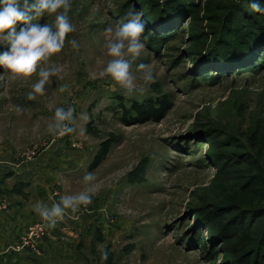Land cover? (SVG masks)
<instances>
[{"label": "rangeland", "instance_id": "rangeland-1", "mask_svg": "<svg viewBox=\"0 0 264 264\" xmlns=\"http://www.w3.org/2000/svg\"><path fill=\"white\" fill-rule=\"evenodd\" d=\"M247 1L70 0L75 31L61 52L30 78L7 79L0 67V175L32 171L48 185L42 195L0 188V219L33 216L46 228L41 256L21 249L31 264L264 260V13ZM133 6L148 39L132 61L128 97L99 73L110 59L105 29ZM139 63L149 68L138 71ZM52 68L61 70L44 95L28 100L39 71ZM147 71L155 83H144ZM162 98L169 108L161 119L130 123L133 101ZM57 108L72 109L71 119L58 121ZM64 128L72 131L60 135ZM108 138V153L89 169ZM80 194L91 203L64 209L55 227L36 210Z\"/></svg>", "mask_w": 264, "mask_h": 264}, {"label": "clouds", "instance_id": "clouds-1", "mask_svg": "<svg viewBox=\"0 0 264 264\" xmlns=\"http://www.w3.org/2000/svg\"><path fill=\"white\" fill-rule=\"evenodd\" d=\"M250 8L255 12L264 13V7L259 0H252ZM70 9V0H0V45L6 49L0 52V67L7 73V79L14 81L18 78L32 77L42 62H48L54 54L62 51L67 35L75 31L69 18ZM142 15L134 6L130 7L121 20L105 29V37L108 40L106 49L110 59L99 76L110 77L113 82L126 89L124 93L128 97H132L133 88L136 86L130 72L132 61L140 58L146 47L144 41L148 39L144 36L146 24ZM45 16L54 17L53 22L41 23ZM70 43L73 48H79L76 40L73 39ZM136 67L138 71L143 72L149 65L139 63ZM60 70L59 68L40 70V79L32 85L27 99L35 100L37 95H44L49 77L57 75ZM7 79L0 76V80L5 84ZM143 81L149 85L155 83L153 71L145 72ZM59 91H65V87L62 86ZM16 110L21 111L18 107ZM71 115L72 109L67 113L60 108L55 111L56 119L61 122L70 120ZM71 131L72 129L64 128L60 135ZM93 178L91 173L85 176L86 180ZM90 203L87 195L80 194L77 197L62 198L63 208L60 204H55L50 210L39 207L36 210L43 220L50 222L48 227H55L54 218L62 220L64 209L72 208L75 211V204L87 206ZM104 259H107V254L104 255Z\"/></svg>", "mask_w": 264, "mask_h": 264}, {"label": "crops", "instance_id": "crops-1", "mask_svg": "<svg viewBox=\"0 0 264 264\" xmlns=\"http://www.w3.org/2000/svg\"><path fill=\"white\" fill-rule=\"evenodd\" d=\"M35 175L36 173H33L32 171H18L13 174L3 172L0 175L1 191L18 189V187L22 189L30 187L33 190L35 189L34 195L35 193L42 195V192L47 189L48 185L44 186L43 184L35 181ZM12 176H16V179L14 180L13 185L10 186L8 180L10 179L9 177ZM53 178L56 177L52 176L50 180H55ZM13 202L14 204L20 203V201L15 200ZM36 221L37 220H35L33 216L25 217L23 215L21 218L14 220L0 219V264H31V254L25 252L26 250L19 249L18 246L20 244V237L23 235V233H25V231L28 230L31 225L37 223ZM41 243L38 244L37 252L32 251V254L35 253L33 254L35 257H39L43 253L42 249L45 248V244L41 245Z\"/></svg>", "mask_w": 264, "mask_h": 264}, {"label": "trees", "instance_id": "trees-1", "mask_svg": "<svg viewBox=\"0 0 264 264\" xmlns=\"http://www.w3.org/2000/svg\"><path fill=\"white\" fill-rule=\"evenodd\" d=\"M247 25H251V23L249 22L247 23ZM263 64H264V59H263ZM168 105H169L168 102L163 98L158 101H152V100H147L146 102L133 101L130 105V110L131 112L135 113V117L131 118L132 120L130 119V123L133 124L136 122L159 120L163 117L164 111H166L169 108ZM112 141L113 140L111 138L110 139L108 138L100 143L99 151L96 153V156L93 157V160L89 165V169L95 168L104 159V157L108 153ZM208 216H210V214H208ZM242 248L243 247L240 245V243L237 244V247L235 249L237 257L239 256L238 253L241 251ZM212 253L213 252H211L208 255L207 257L208 260H214L215 257L212 256L213 255ZM254 261L253 264H264V260L258 261V263H256V260ZM239 262H242L240 264H246V259L239 258Z\"/></svg>", "mask_w": 264, "mask_h": 264}, {"label": "built area", "instance_id": "built-area-1", "mask_svg": "<svg viewBox=\"0 0 264 264\" xmlns=\"http://www.w3.org/2000/svg\"><path fill=\"white\" fill-rule=\"evenodd\" d=\"M2 206L5 205L2 203ZM46 228L42 223H35L31 225L23 237L20 239L19 249L30 248L33 252L38 250V241L45 236Z\"/></svg>", "mask_w": 264, "mask_h": 264}]
</instances>
